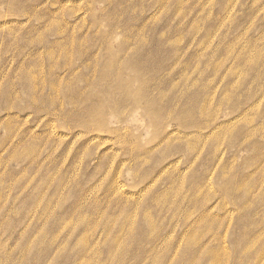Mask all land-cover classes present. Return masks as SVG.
<instances>
[{
	"label": "rangeland",
	"instance_id": "1",
	"mask_svg": "<svg viewBox=\"0 0 264 264\" xmlns=\"http://www.w3.org/2000/svg\"><path fill=\"white\" fill-rule=\"evenodd\" d=\"M0 264H264V0H0Z\"/></svg>",
	"mask_w": 264,
	"mask_h": 264
}]
</instances>
